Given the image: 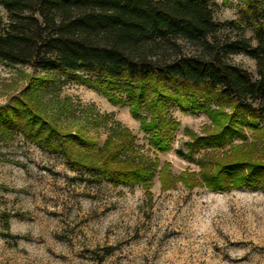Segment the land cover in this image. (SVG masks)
Instances as JSON below:
<instances>
[{
    "label": "trees",
    "instance_id": "1",
    "mask_svg": "<svg viewBox=\"0 0 264 264\" xmlns=\"http://www.w3.org/2000/svg\"><path fill=\"white\" fill-rule=\"evenodd\" d=\"M240 1V20L256 46L247 51L244 43H230L226 49L241 46L255 60V82L206 41L224 26L240 27L214 22L206 0H0V62L42 74L0 107V139L21 135L60 154L70 170L93 171L97 182L113 186H138L147 196L156 176L165 190L181 181L189 188L264 194V0ZM179 41L198 45L200 53L181 55ZM69 83L127 107L148 149L142 151L121 124L107 127V117L101 145L80 131H63L59 116L68 106L55 119L44 98ZM169 107L202 113L212 123L201 136L188 133L190 146L205 151L197 174L176 179L167 164L159 165L156 152L171 149L179 126Z\"/></svg>",
    "mask_w": 264,
    "mask_h": 264
},
{
    "label": "rangeland",
    "instance_id": "2",
    "mask_svg": "<svg viewBox=\"0 0 264 264\" xmlns=\"http://www.w3.org/2000/svg\"><path fill=\"white\" fill-rule=\"evenodd\" d=\"M206 1L214 22L235 21L240 26H224L206 41L216 45L215 52L225 63L257 81L255 60L241 46L226 49L230 43H244L247 51L256 46L251 28L240 20L243 3ZM178 44L187 57L201 51L198 45ZM35 75L42 76L29 66L0 62V107ZM44 103L55 119L68 106V112L59 116L63 131H80L101 145L107 117V127L121 124L142 151L148 149L128 108L113 106L86 87L62 85L59 92L51 90ZM168 115L179 126L171 149L156 152L159 165L167 164L176 179L183 173L197 174L196 161L205 151L190 146L188 133L201 136L212 123L202 113L175 107L168 108ZM245 133L250 137L249 130ZM217 153L220 157L224 152ZM149 193L138 186L97 182L93 171L70 170L60 154L21 135L0 139V264H264L260 191L189 188L181 181L165 190L156 176Z\"/></svg>",
    "mask_w": 264,
    "mask_h": 264
}]
</instances>
